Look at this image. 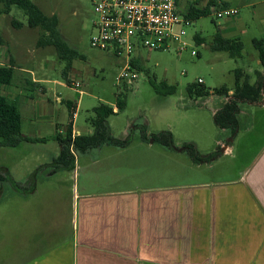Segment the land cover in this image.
I'll return each instance as SVG.
<instances>
[{"label": "rangeland", "instance_id": "rangeland-1", "mask_svg": "<svg viewBox=\"0 0 264 264\" xmlns=\"http://www.w3.org/2000/svg\"><path fill=\"white\" fill-rule=\"evenodd\" d=\"M33 1L45 14L58 16V27L63 39L79 52L80 57L71 61L72 73L65 76L67 60L60 59L51 45L38 46L42 30L30 27L26 14L19 7L12 6L11 11L6 13L1 11L3 4H0V65L9 64L11 55L17 58L15 76L11 83L0 86V92L12 99L13 93H19V101L22 102L28 93H32L28 92L23 79L31 81L33 77L43 75L46 79L64 82L66 86L53 82L45 84L47 91L44 96H53V103L47 105L49 116L39 120L51 121L54 117V121L65 126L73 120L67 104L57 102L54 98L51 90L54 87L62 97L70 99L74 106L78 105L74 123L80 134L84 135L94 132V108L102 103L116 107L117 94L122 92L126 95L125 109L111 114L108 122L115 137L124 139L129 134L132 136L127 147L104 145L90 151L100 153L102 150L105 156L92 167L84 166L92 164L91 161L78 162L80 168L75 172V177L72 171L64 172L66 176L61 175V182L53 180L50 183L63 185V189L57 193H41L37 201L41 202L44 198L67 201L74 185L87 184L89 181L93 186L97 184L99 189H121L160 187L175 182L219 177L231 179L249 169L264 152V83L257 103H240L239 128L236 129L229 151L220 152L209 162H195L186 151H178L184 143L191 142L201 156L208 155L214 150L220 151L221 147L218 149L217 144L219 138L223 139L220 136H225V139L230 136L217 127L213 117L214 109L228 98L216 94L211 97H191L186 91L189 83L202 79L203 84L211 90L222 85L234 88L236 69L241 68L249 74L252 83L260 79L258 71L264 73L262 65L257 62L258 51L252 42L253 38L264 37V34L257 21L253 20L249 8L242 9L247 29L241 38L244 47L239 58H232L225 51L212 50L210 43L219 31L220 24L227 20V17L217 18L213 13L200 16L185 27L189 46L184 50H180L176 43L169 49L141 48L138 54L133 55L135 59L140 58L138 62L142 69L136 68L138 77L120 82L118 76L124 67L125 56L120 58L91 46L93 25L97 20L95 6L104 0ZM230 1L232 5H241L239 0ZM187 10L188 0L181 1L180 13L185 14ZM18 22L20 26L15 25ZM196 35L203 38L202 43L197 42ZM193 51L197 54L193 55ZM70 77L80 83L77 89L82 90V94L68 84L67 79ZM163 80L176 85L177 91L172 94L158 91L152 81L159 83ZM23 113L26 132L29 118L25 111ZM162 131L173 134V146L176 149L167 148L154 140L153 134ZM143 134L147 135L148 140L142 138ZM42 135H49V132L43 131ZM51 141L46 146L24 142L13 147L0 144V174L3 175L2 169L5 168L13 177V155L47 153L53 147L49 144ZM71 150L78 153L74 145ZM31 201L32 204L35 202L34 199ZM15 221L13 186L0 181V264L17 263L21 255L13 257V250L17 253L25 250L27 240L13 233Z\"/></svg>", "mask_w": 264, "mask_h": 264}, {"label": "crops", "instance_id": "crops-1", "mask_svg": "<svg viewBox=\"0 0 264 264\" xmlns=\"http://www.w3.org/2000/svg\"><path fill=\"white\" fill-rule=\"evenodd\" d=\"M239 1L240 6L232 5L230 0H188L186 12L192 4L197 8L210 5L212 14L236 8L238 13L227 17L219 32L225 38L241 39L247 29L242 9L249 8L264 34V0ZM16 59L11 55L14 69ZM44 77L22 80L32 92L22 102L20 94L13 93V99L20 103L21 132L32 139L22 142L46 146L52 140L49 144L53 146L49 152L42 149L47 153L13 155V217L17 219L13 233L27 240L24 251L13 250V257L21 255L14 264H264V152L249 169L231 179L121 189H99L89 181L74 185L67 201H37L41 193L63 189V185L50 183L61 182L64 172L72 171L75 177L78 162L91 161L84 166L92 167L105 156L102 150L72 151L74 163L70 155L63 163L56 161L61 148L58 135L64 137L71 123L73 138L80 134L74 123L78 105L52 87L54 98L67 104L73 120L67 126L54 121V117L40 121L49 116L47 105L53 103V96H44L45 84L66 86L60 80ZM67 82L82 94L77 80L70 77ZM218 109L219 105L214 113ZM24 111L29 118L26 132ZM34 127L37 129L32 130ZM43 131L50 136H43ZM217 144H225L224 138H219Z\"/></svg>", "mask_w": 264, "mask_h": 264}, {"label": "trees", "instance_id": "trees-1", "mask_svg": "<svg viewBox=\"0 0 264 264\" xmlns=\"http://www.w3.org/2000/svg\"><path fill=\"white\" fill-rule=\"evenodd\" d=\"M0 4H3L1 11L9 13L12 6H17L24 11L27 16L28 25L30 27H39L42 30V34L39 38L38 45L46 46L53 45L62 60H67L66 75L71 69V61L77 57H80L79 52L70 47L63 39L59 31V19L56 14L47 15L33 0H0ZM226 6V4H222ZM211 6L206 8H197L195 4H192L189 11L186 12V17L190 19H196L200 16L211 15ZM15 25H21V23H15ZM198 43L203 42L201 36L196 35ZM253 45L258 51L260 64L264 69V37L254 38ZM210 46L213 51H225L228 52L232 58H239L242 55L244 44L240 38H225L218 31L215 33ZM133 66L138 69L141 68L140 62L136 61ZM14 65L11 61L9 64L0 65V86L2 84H9L14 77ZM260 79L255 83L250 81V75L238 68L235 70L236 83L234 88H230L226 85L211 90L203 83L194 81L187 85V94L191 97H208L211 94H216L219 97L228 98L223 102L219 109L214 113V121L220 129H223L226 135H233L236 133V129L239 128L240 103L250 102L257 103L260 99L263 91L264 73L259 72ZM155 88L162 94H172L177 91V86L169 84L166 80L159 83L152 81ZM232 91V94H230ZM126 106V95L122 92H118L116 98L117 111L124 110ZM95 117L92 119L94 125V132L89 135L78 134L74 138L72 136V123L68 125L66 135L61 137L58 135L60 142V155L57 158V162L63 163L65 159H69L68 155L72 157V163H74V156L72 154L71 146L81 153L90 152L94 149H100L104 145H112L119 147H127L131 141L132 136L129 134L124 139L115 137L109 126L108 118L111 114L116 113L114 107L102 103L94 108ZM155 141H159L167 148L173 147V134L170 131H162L152 136ZM226 139L224 136H220ZM0 144L4 146H17L22 141L32 140L25 136L21 132V111L20 103L0 92ZM142 138L147 140L146 134H143ZM185 151L191 156L195 162H200L202 157L197 151L194 143H184ZM220 146H218L219 149ZM219 150L211 152L209 157L217 156ZM3 175L0 174V181L9 182L13 186V177L7 169H2Z\"/></svg>", "mask_w": 264, "mask_h": 264}, {"label": "built area", "instance_id": "built-area-1", "mask_svg": "<svg viewBox=\"0 0 264 264\" xmlns=\"http://www.w3.org/2000/svg\"><path fill=\"white\" fill-rule=\"evenodd\" d=\"M180 0H104L95 6L97 20L91 46L117 57H123L124 67L118 80H134L138 71L133 63L141 48L169 49L176 43L180 50L189 46L185 27L192 24L186 13L179 11ZM236 8L217 10V18L234 16ZM197 52L193 51V55ZM203 83L202 79H199ZM78 85V84H77Z\"/></svg>", "mask_w": 264, "mask_h": 264}, {"label": "water", "instance_id": "water-1", "mask_svg": "<svg viewBox=\"0 0 264 264\" xmlns=\"http://www.w3.org/2000/svg\"><path fill=\"white\" fill-rule=\"evenodd\" d=\"M235 134H236V133H234L233 135L229 136V137L226 139L225 144H223V145L221 146L219 152H221V153H225V152L228 150V148L230 147V144L233 142V139H234ZM173 148L176 149L175 146H173ZM185 148H186V147L183 146L182 148L178 149V151L181 152V151L185 150ZM201 157L204 159V158L208 157V155H207V154H204V155H202ZM213 159H214V158H212L211 160H213Z\"/></svg>", "mask_w": 264, "mask_h": 264}, {"label": "flooded vegetation", "instance_id": "flooded-vegetation-1", "mask_svg": "<svg viewBox=\"0 0 264 264\" xmlns=\"http://www.w3.org/2000/svg\"><path fill=\"white\" fill-rule=\"evenodd\" d=\"M214 157H216V156H211V157L208 156V158H206V159L205 158L204 159L202 158L200 162H209Z\"/></svg>", "mask_w": 264, "mask_h": 264}]
</instances>
